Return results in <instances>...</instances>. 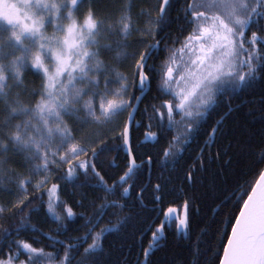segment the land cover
Wrapping results in <instances>:
<instances>
[{"label": "snow or ice", "instance_id": "6c2138e0", "mask_svg": "<svg viewBox=\"0 0 264 264\" xmlns=\"http://www.w3.org/2000/svg\"><path fill=\"white\" fill-rule=\"evenodd\" d=\"M193 143L212 264H264V0H0V264H153L195 224L160 207ZM240 158L258 178L219 186Z\"/></svg>", "mask_w": 264, "mask_h": 264}, {"label": "trees", "instance_id": "16d2710c", "mask_svg": "<svg viewBox=\"0 0 264 264\" xmlns=\"http://www.w3.org/2000/svg\"><path fill=\"white\" fill-rule=\"evenodd\" d=\"M175 30V24H173L170 29H165V31H172L173 33ZM27 79L31 81L36 78L28 74ZM141 107H143V105H141ZM137 119H140V117L137 116ZM144 131V128H140L134 132V143L143 139ZM202 142L203 138L200 140V143ZM163 143L164 142L161 141V144L156 147L159 148L163 146ZM215 150L214 147L212 149L213 153ZM197 151L198 146L196 143H193L188 151L183 154L184 158L177 163L175 168L169 167L167 170H164L163 177L167 178L168 176H172L173 179L162 189L163 201L160 205L164 210L168 207H175L181 210L185 199H188L191 203L189 211L195 222L194 227L185 235L183 231L177 232L175 223H172L171 227L166 229L165 238L162 241L163 246L151 257L153 264H212V251H215L217 247L216 238L207 228H205L203 233L199 235H197V233L200 227H204L203 221L208 220L210 217L217 216V213L220 211V209L213 211V208L219 203V201L215 199V196L219 193H213L207 189V177L204 176L202 178L200 172L197 173L196 181L193 183L185 182L180 178L186 170L187 164L192 162V157L196 155ZM205 156H207V153H205ZM117 163H120L119 158L117 159ZM207 165H211V162L206 160V166ZM213 167L215 166L213 165ZM111 171L115 172L117 170L112 169ZM160 172L161 169L154 164L153 175L160 174ZM257 178L258 174L250 172L247 168L246 160L240 158L238 164L235 165V171L230 172L226 177L220 178L219 186H227L233 189L237 184L243 186L249 181L254 183ZM155 182L156 181L153 180V183ZM235 190L238 191V189ZM134 195L135 193H133V196ZM152 195L150 189L145 192V204L147 207L144 209L142 216L146 221L151 220L152 217L157 215V212L151 211L154 207L152 204ZM244 198H246V195ZM223 211L228 212L230 209H223ZM236 211H238V209H236ZM160 214L162 215V213ZM34 222L37 223L38 227L45 230H47L48 227H55L53 224L44 222L42 214L40 216H34ZM155 223L158 224L159 220ZM226 228L230 231V225H227ZM136 235H139V233L137 232ZM148 235L150 236V233ZM130 243L133 244V247L129 258L135 259V240L130 239ZM144 244L147 246V239L144 240ZM197 244H199V252L196 251ZM220 252L222 254V245L220 246ZM115 258L114 255L113 259Z\"/></svg>", "mask_w": 264, "mask_h": 264}, {"label": "water", "instance_id": "95a60500", "mask_svg": "<svg viewBox=\"0 0 264 264\" xmlns=\"http://www.w3.org/2000/svg\"><path fill=\"white\" fill-rule=\"evenodd\" d=\"M175 208V207H174ZM178 209V208H177ZM179 210V209H178ZM179 213L182 215L183 214V208L179 211Z\"/></svg>", "mask_w": 264, "mask_h": 264}, {"label": "rangeland", "instance_id": "374dc122", "mask_svg": "<svg viewBox=\"0 0 264 264\" xmlns=\"http://www.w3.org/2000/svg\"><path fill=\"white\" fill-rule=\"evenodd\" d=\"M51 32V28H50V31H49V33Z\"/></svg>", "mask_w": 264, "mask_h": 264}, {"label": "flooded vegetation", "instance_id": "af4514ba", "mask_svg": "<svg viewBox=\"0 0 264 264\" xmlns=\"http://www.w3.org/2000/svg\"><path fill=\"white\" fill-rule=\"evenodd\" d=\"M180 211V210H179ZM173 223H175V222H173Z\"/></svg>", "mask_w": 264, "mask_h": 264}]
</instances>
